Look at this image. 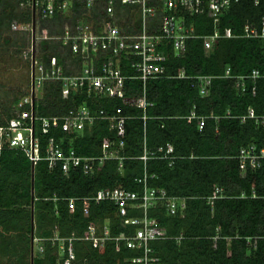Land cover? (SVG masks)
Wrapping results in <instances>:
<instances>
[{
	"label": "trees",
	"instance_id": "1",
	"mask_svg": "<svg viewBox=\"0 0 264 264\" xmlns=\"http://www.w3.org/2000/svg\"><path fill=\"white\" fill-rule=\"evenodd\" d=\"M103 7L87 10L76 1L70 13L44 16L35 12L29 0H0V64L10 56L15 78L0 74V123L17 110L18 102L30 93L32 31L16 29L13 23L33 24L35 53L46 68L62 61L64 74H78L87 54L74 52L59 36L66 27L73 29L81 18L96 19ZM131 5L117 2L114 20L122 31H136L139 19ZM160 12L147 20L150 33L160 32ZM199 34L214 30L213 19L204 9L189 18ZM264 21V0H239L222 15L220 28H230L234 36L217 38L210 49L201 37L187 40L180 54L170 51L163 76L147 80L146 87L137 77L128 78L114 97L94 99L85 90L65 93L62 80L46 79L35 97L37 116H67L83 103L92 109H104L114 115L121 108L126 117L121 128L111 127L107 118L97 119L82 131L69 132L66 121L49 134L39 133L45 155L47 138L55 136L65 149L73 146L78 154L99 155L108 140L124 142L119 158L99 162L93 174L82 167L69 173L50 169L41 159L35 166L18 149L5 150L0 159V264H32V236L43 239V251L36 253L33 264H63L59 241L51 238L75 235L77 258L73 264H133L140 251L128 248L121 239L95 244L86 237L89 227L110 217L114 235L133 232L125 218L118 215L111 200H92L88 214L77 202L75 211L70 197L91 196L102 188L126 187L139 190L136 177L148 172L151 185L186 198V207L169 214L163 206L151 208L166 230L167 237L154 240L157 264H264V157L259 164L242 165L241 148L256 144L264 148V124L247 116L249 109L264 113V38L245 37L244 26ZM131 58L123 57L124 73L133 74ZM20 66L23 70L20 71ZM231 68L232 76H224ZM258 70L260 75L253 76ZM7 71V70H4ZM211 75L210 92L200 93L198 76ZM244 76V87L238 86ZM10 80L11 83H6ZM8 84L10 87H8ZM255 88V89H254ZM1 94L7 99L3 100ZM146 95L150 104L137 102ZM12 96V97H9ZM28 107L29 106H25ZM197 115H208L203 129ZM147 118L144 119L143 116ZM242 116H246L244 119ZM171 143L175 158L150 154ZM147 148L150 157L140 158ZM34 183V188H33ZM221 188L217 194V188ZM214 197V198H212ZM212 198V199H211ZM5 257H15L6 261Z\"/></svg>",
	"mask_w": 264,
	"mask_h": 264
},
{
	"label": "built area",
	"instance_id": "2",
	"mask_svg": "<svg viewBox=\"0 0 264 264\" xmlns=\"http://www.w3.org/2000/svg\"><path fill=\"white\" fill-rule=\"evenodd\" d=\"M76 1H83L87 10L103 7V13L99 12L96 19L81 18L73 29L66 27L61 38L63 44L70 45L74 52L83 51L87 54L86 60L78 74L66 75L62 61H55L51 67L46 68L43 59L36 55L33 58L31 50V85L30 93L24 96L17 105L16 113L5 123H0V159L3 151L18 149L29 157L33 166L41 159L48 161L50 169L60 168L69 173L71 169L82 167L84 173L93 174L97 163L110 158H119L121 147L105 140L102 144V153L99 155L78 154L73 146L65 149L61 141L55 136L47 138L45 155L41 152V138L39 133L49 134L51 129L59 125L60 119L66 121L69 132L82 131L85 126L93 124L97 119L107 118L111 121V127L121 128L124 126L126 117L121 108H117L114 115L108 114L104 109H92L86 102L75 109L70 110L64 117L60 116H37L34 113L35 97L38 89L46 79L62 80L65 93L69 90H85L94 99L98 97H114L117 90L121 89L128 78L137 77L146 87L147 80L161 77L166 69V62L170 51L180 54L186 47L190 38L201 37L204 46L210 49L215 40L220 37L234 36L230 28L222 32L220 22L222 15L239 0H29V4L37 12L44 16L53 17L57 14L70 13ZM117 2L131 5L134 11L139 12V23L136 31H122L113 19ZM259 4L261 0H254ZM207 9L210 12L214 30L209 34H199L193 20L189 19L196 13ZM160 12V32L150 33L147 30V20ZM23 29L34 31L33 24L22 25ZM245 37H263L264 21L262 27L254 23H247L243 33ZM131 58L129 66L133 74L124 73L122 67L123 57ZM260 75L258 70L253 71V76ZM224 76L230 77L231 68L228 67ZM200 81L201 95L210 92L212 81L211 75L198 76ZM238 86L244 87V76H239ZM255 89V88H254ZM146 108L148 102L146 95L137 102ZM25 106H29L25 107ZM192 117L198 118V125L203 129L208 115H197L192 111ZM247 116L255 117L259 123L264 124V113L255 114L249 109ZM246 116H242L244 119ZM147 118L146 115L143 116ZM174 147L171 143L160 146L150 154H158L162 158H175ZM147 148L140 156L145 162L150 157ZM264 157V148L259 149L256 144L244 146L239 153L240 163L244 166L248 163L259 164ZM153 177L147 171L136 177L135 181L140 185L139 190H131L126 187L102 188L95 194L89 196L70 197L68 205L71 211L77 208V202L83 205L85 214L89 213L92 200H111L116 205L118 215L125 218L129 225L134 227L133 232L114 235L111 231L110 217H106L101 224H93L89 227L86 237L95 244H105L111 239H121L128 248L140 251L139 255L131 258L133 264H157L152 241L167 237L166 230L161 226L159 220L150 214L151 208L163 206L169 214L182 212L186 207V198L170 194L165 188L151 185L149 180ZM221 188H217L220 194ZM214 198V197H212ZM211 198V199H212ZM52 240L59 241V247L63 252V264H73L77 258L75 240L77 237L71 235L60 237L57 233ZM43 251V245L39 246Z\"/></svg>",
	"mask_w": 264,
	"mask_h": 264
},
{
	"label": "rangeland",
	"instance_id": "3",
	"mask_svg": "<svg viewBox=\"0 0 264 264\" xmlns=\"http://www.w3.org/2000/svg\"><path fill=\"white\" fill-rule=\"evenodd\" d=\"M133 13L135 14L136 17L139 16V12L138 11H134ZM13 26L16 29H21L22 28V25L21 24H16L15 22L13 23ZM32 40H33V43H32L31 50H33L35 48V45H34L35 41H34L33 34H32ZM5 61L6 62H3L2 64H0V74L3 73V76H6V77L8 76V77L15 78L16 75H14V73L12 71L13 70V64H14V62H20V64H21L22 61H23V58L21 59V58L15 56L14 57V60H11V57L10 56H7ZM4 70H7V71H4ZM21 70H23V69L20 66V71ZM6 83H11V81L10 80H7ZM8 87H10L9 84H8ZM4 97H5V95H2L1 94V98H3V100H5V98L7 99V97H5V98ZM9 97H12V96H9ZM37 244H38V242H36L34 244V251L36 253H37V251H39V247L37 246ZM36 253H34V254L36 255ZM31 256H32V253H31ZM5 258H6L5 259L6 261H9L10 260V258H8V257H5ZM13 260H15V257H11V260L10 261L13 262Z\"/></svg>",
	"mask_w": 264,
	"mask_h": 264
},
{
	"label": "crops",
	"instance_id": "4",
	"mask_svg": "<svg viewBox=\"0 0 264 264\" xmlns=\"http://www.w3.org/2000/svg\"><path fill=\"white\" fill-rule=\"evenodd\" d=\"M36 242H38L37 246L39 247L40 245L43 244V239L34 235V241H33V243L35 244ZM37 252H38V251H37ZM34 253H36V252L34 251ZM58 253H59V257H60V259L62 260V259H63V252H62V250H61L60 247H59V249H58ZM34 255H35V254H34ZM58 264H59V263H58Z\"/></svg>",
	"mask_w": 264,
	"mask_h": 264
},
{
	"label": "water",
	"instance_id": "5",
	"mask_svg": "<svg viewBox=\"0 0 264 264\" xmlns=\"http://www.w3.org/2000/svg\"><path fill=\"white\" fill-rule=\"evenodd\" d=\"M33 37H34V41H35V29H34V31H33ZM34 45H35V43H34ZM35 57V48L33 49V58ZM33 96H34V99H35V91L33 90ZM34 113H35V109H34ZM33 188H34V183H33ZM33 241H34V234H33V236H32V251H31V253H32V264H33V259H34V243H33Z\"/></svg>",
	"mask_w": 264,
	"mask_h": 264
}]
</instances>
